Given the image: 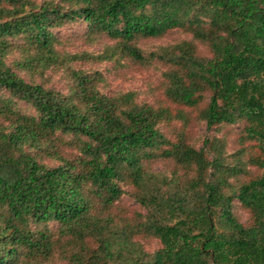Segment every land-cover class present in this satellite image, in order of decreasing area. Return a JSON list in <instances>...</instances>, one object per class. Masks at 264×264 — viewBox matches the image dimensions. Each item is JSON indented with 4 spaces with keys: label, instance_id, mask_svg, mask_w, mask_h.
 <instances>
[{
    "label": "trees",
    "instance_id": "1",
    "mask_svg": "<svg viewBox=\"0 0 264 264\" xmlns=\"http://www.w3.org/2000/svg\"><path fill=\"white\" fill-rule=\"evenodd\" d=\"M0 264H264V0H0Z\"/></svg>",
    "mask_w": 264,
    "mask_h": 264
},
{
    "label": "rangeland",
    "instance_id": "2",
    "mask_svg": "<svg viewBox=\"0 0 264 264\" xmlns=\"http://www.w3.org/2000/svg\"><path fill=\"white\" fill-rule=\"evenodd\" d=\"M178 37L177 34H173L171 35L170 37H167L166 39H163V40H156V41H152V43L154 44H163V43H166L174 38ZM69 45L70 46H67V48L70 50V51H75L76 49L78 48H83V46H81V42H72L71 40H69ZM94 50H98L99 47L98 46H95L94 48H92ZM110 82V85L114 88H117V87H120V88H126V89H129V88H135V89H138L140 90L141 92L142 91H146L147 88H148V85L149 83L151 82V84H155L156 82V76L151 73V74H148V73H132V79H130L129 81L127 82H124L122 81V79H118V80H113L110 79L109 80ZM144 97H147V95H143L142 93V98L144 99ZM127 204V203H126ZM129 206L132 205V204H128ZM156 248V244H152V247L149 248L147 247V249H154Z\"/></svg>",
    "mask_w": 264,
    "mask_h": 264
}]
</instances>
